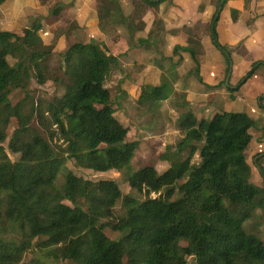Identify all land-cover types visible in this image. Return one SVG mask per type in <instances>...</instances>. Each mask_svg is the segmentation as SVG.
<instances>
[{"label": "trees", "instance_id": "obj_1", "mask_svg": "<svg viewBox=\"0 0 264 264\" xmlns=\"http://www.w3.org/2000/svg\"><path fill=\"white\" fill-rule=\"evenodd\" d=\"M141 1L154 8L168 0ZM227 1L218 0L209 22L210 41L220 50L218 7ZM113 3L107 22L115 14V25L128 19L131 30L139 29L119 1ZM39 27L0 29V264H21L27 254V264H187L188 257L194 264H264V243L243 227L254 215L255 197L264 208V186L249 181L243 155L252 138L250 116L215 111L205 119L187 111L177 120L180 137L157 156L166 168L130 169L139 143L127 138L113 108L125 92L120 82L105 84L118 57L102 41L78 37L68 38L50 62L52 48ZM190 56L197 64L193 51ZM225 61L227 71L228 54ZM260 66L263 61L252 62L239 83ZM32 78L50 81L61 93L35 99ZM168 96L169 80L144 84L136 107L153 109ZM69 161L94 173L124 170L129 191L111 178H83Z\"/></svg>", "mask_w": 264, "mask_h": 264}, {"label": "rangeland", "instance_id": "obj_2", "mask_svg": "<svg viewBox=\"0 0 264 264\" xmlns=\"http://www.w3.org/2000/svg\"><path fill=\"white\" fill-rule=\"evenodd\" d=\"M118 1L125 16L133 22L131 27L134 26V28L138 27L139 29L131 30L126 25L128 19L127 22H124V25H115L112 23L115 21V14L107 22V14L110 9L112 11L114 6L112 0H34L24 7L25 12L20 11L18 5L13 4L3 11V16L7 21L4 26L11 29L29 27L32 23L33 27L39 23L40 27L37 33L43 43L52 48L50 62L58 59L70 40H76L78 37L84 40V38L90 36L91 39L99 41L96 38L97 36L93 34V32L95 33L94 29L90 30L89 33L87 29L85 30V27L78 25L81 22L78 16L85 19L84 23L91 25L97 24L100 26L105 22L106 28L102 29L100 27L106 34V39L102 42L110 51L129 56L131 53L138 52L139 48H145V45L139 39H146L147 43L151 44L146 49L154 48L155 51L153 57L155 69L148 71L146 82L142 81V83L158 85L162 79L169 80V96L165 100L159 101L153 109H138L133 97L136 96L139 87L143 84H139L141 78L131 79V77L130 83L133 82L134 84V86H131L129 83L132 98H127V95L123 94L113 104L115 117L128 128L127 138L137 140L139 143L138 150L131 160L130 169H136L140 164L148 163L153 164L158 172L166 168L167 164L159 161L157 156L165 144L174 143L180 137L177 120L183 113L193 111L198 118L204 116L205 119H209L217 109L226 112H244L253 120L250 128L252 140L243 152L244 158L251 166L249 181L254 185L263 187L264 171H261L259 165L264 167V93L257 94V92L264 87V68L260 66L257 68L254 77L249 78L248 84L251 89L247 90V85L239 83L246 71L232 67L228 80L229 85L234 86L233 88L236 89L241 85L243 86L235 91L237 95H240L238 96L240 99L237 98L229 102L228 98L233 99L237 95H226L228 91L224 88L225 78L223 77V70L227 66L225 65V55L228 54L229 57L235 55L232 62L238 65L243 56H248V51L245 48L239 49L237 45L232 47L225 45L219 38L218 41L225 46L224 50H220L214 44H211L212 47L209 46V22L218 5V0H210L211 13L204 12V5L208 2L207 0H203L200 4L195 2L192 8L183 10L171 9V7L178 8L182 4L181 1L176 0H168L160 4L161 6L154 8L145 7L141 0ZM253 1L246 0L245 3L244 0V8H241V10H234L229 3L223 6V8L226 6L225 9L229 10L231 18L236 20L239 36L241 35L244 40L252 33L248 29L257 22V18L264 12L263 3L260 5L256 3L255 8L252 9L251 3ZM85 8L95 10V15L93 13V15L86 17ZM47 17H53L54 19L48 22ZM163 17L167 21H164ZM145 23L149 25L147 34L143 32V28L146 26ZM91 25L89 26L91 27ZM139 30H142L143 33ZM60 31L64 33L61 34ZM139 34H143V36H139ZM206 46H209L212 50L205 51L203 48ZM190 51L195 53L197 64L192 61ZM120 58H118L119 61ZM205 58L206 63L203 65ZM116 69L114 68L106 79V86H114L121 80L122 76ZM225 74H229L228 70ZM124 84L125 82L120 84V87H124ZM125 86H127V83ZM207 88L209 90L208 94ZM221 88L224 89L223 93L220 92L215 98L214 93H218L217 89ZM29 90L35 99L37 97L48 99L61 93V90L50 81L38 84L34 78L30 81ZM243 96L247 100H243ZM226 102L229 103L225 104ZM14 125L15 120L12 119L8 128L9 133ZM32 125H35V122ZM3 145L10 159H16L17 155L6 149V142ZM256 152L259 153L251 159L250 154ZM194 160H196V156ZM66 165L75 174L83 178H111L118 183L123 193L129 191L124 178V170L94 173L86 169L76 168L70 161ZM60 181L61 177L57 179V182L60 183ZM258 197L254 199L257 204L254 215L244 222L243 227L255 233L264 243V208L259 207ZM30 258L31 255L27 254L21 264H27ZM56 264L71 263L59 261ZM187 264H194L192 257H188Z\"/></svg>", "mask_w": 264, "mask_h": 264}, {"label": "crops", "instance_id": "obj_3", "mask_svg": "<svg viewBox=\"0 0 264 264\" xmlns=\"http://www.w3.org/2000/svg\"><path fill=\"white\" fill-rule=\"evenodd\" d=\"M31 1H34V0H4L0 4V29H3V30H19V29L23 28V27H21V28H11V29L5 28L4 25H5V23L7 21L4 18V16H3V13H4L3 11H5L6 7H7L6 9H8L10 5L16 4V5H18V9L20 11L25 12V8L24 7H26L27 4H31ZM176 1H181L182 4L178 8H173V7L170 6L171 9H173V10L189 9V8L193 7V4L195 2L200 4L203 0H176ZM207 1L208 2L205 3V5H204V12L211 13L210 11H211V8H212L211 6L212 5H210L211 4L210 0H207ZM112 2H113V0H112ZM228 3L234 10H237V9L241 10V8H244V1L243 0H228L226 5ZM256 3H257V5H260L261 3L264 4V0H263V2H262V0H254L251 3L252 9L255 8ZM225 7L223 9H221L222 11L220 13L219 20H218V22L216 24V31H217L218 38L225 45H230L231 47L233 45H237L239 49L245 48L248 51V56H245V57L243 56L242 57V61H239L238 65H235L232 62L235 59V55H234V51H233V55L234 56H232V57L230 56V59H231L230 64L231 65H230V68L228 66V69H227L229 74H225L227 66H225V68L223 70V77L225 78V81H224L225 82V86H224V88H225V90H227L229 92L230 90L227 88V86H230L229 83H228L229 82L228 80L230 78L232 67L240 68L241 70H244V71L247 72V70L249 69V67H250L252 62H254L256 60H260V61L264 62V12L257 18V22L254 23L253 26L248 29L249 31H252V33H250V35L247 36V38L244 40V39H242L243 37L241 35L239 36L240 33H239V31L237 29V25L235 23L236 20H233V18H231L230 14H229V10L225 9ZM85 11L87 13L86 17H89V16L93 15V13L95 15V10H93L91 8H85ZM78 19L81 21L80 23H78V25L80 27H85V30L87 29V31L89 33H90V30L94 29L95 33L93 32V34L95 36H97L96 38H98L99 41H103L104 39H106V34L104 33L103 30L100 29V27L102 29L106 28L105 22L102 25L100 24V26H99L97 24L96 25L95 24L91 25V24L84 23L85 19H82L81 16H78ZM163 20L167 21V20H165L164 17H163ZM146 22L148 23V21H146ZM89 25H91V27ZM145 25L146 26H144L143 32H145L147 34L148 29H149L148 28L149 25H147L146 23H145ZM261 29H262V31H261ZM139 31H141V33H143L142 30H139ZM138 33H140V32H138ZM139 36H143V34H141V35L139 34ZM90 38L91 37L89 36L86 39L84 38V40L88 41ZM171 38H174V37H171ZM211 44L212 43L210 41L209 42V46L210 47H212ZM209 46L208 47L206 46L203 49L205 51L212 50V48H210ZM235 49H237V48L235 47ZM138 50H139L138 52L131 53V55H129V56H125V55H123V54H121L119 52L111 51L113 53V55L117 56L118 58L121 57L120 61H119V66H118V68L116 70L122 76V78H120L121 80H119L120 84H123L124 82H125V84L127 83V86H125V84H124V87H121V89L125 92L124 95H127L126 96L127 98H132L131 97L130 88H129V85L131 84L130 83V78L131 77H132L131 79L141 78V83H139V84H143L142 81L146 82L145 79L147 77L146 74L148 73V71H152L153 69H155V65H154L155 64V60L153 58L154 57V52H155L154 48L146 49V48L141 47ZM167 55H169V53H167ZM205 63H206V58L203 60V65ZM190 65H191V63H190ZM133 70H135V71H133ZM256 70L253 72V74L250 77V79L252 77H254V74H255ZM232 73H234V71H232ZM263 73H264V71H263ZM203 75H205V73H203ZM227 76H228V79H227V82H226ZM248 80L243 85H247V90L248 89L250 90L251 87L248 84ZM224 82H223V84H224ZM135 85H136V83H135ZM243 85H241V86H243ZM131 86H134L133 82H132ZM231 87L233 88L234 86H231ZM185 90H187V89H185ZM237 90H234L232 92L230 91L231 92V93L229 92L230 94L228 92H226V95H237L236 92H235ZM223 91H224V89H222V88L219 89V90L217 89L218 93H214L215 98L217 97L218 94H220V92L223 93ZM208 92H209V90L207 88V94H208ZM138 93H139V89L137 91L136 96L133 97L134 99L137 97ZM263 93H264V87L259 89L258 92H257V94H263ZM238 96H240V95H237L236 97H233V99L232 98L231 99L228 98L229 102H231V100H236L237 98L240 99ZM242 99L243 100H247V98L244 97V96L242 97ZM229 102H226L225 104H227ZM215 111H220V110L217 109ZM249 132H250V130H249ZM250 134H251V132H250ZM251 136H252V134H251ZM251 140H252V138H251ZM250 143H251V141H250ZM250 143H249V145H250ZM258 153L259 152L251 153L250 154L251 159L254 158V156L256 154H258ZM250 168H251V166H250Z\"/></svg>", "mask_w": 264, "mask_h": 264}, {"label": "water", "instance_id": "obj_4", "mask_svg": "<svg viewBox=\"0 0 264 264\" xmlns=\"http://www.w3.org/2000/svg\"><path fill=\"white\" fill-rule=\"evenodd\" d=\"M221 10V6H219L218 7V12ZM32 25H33V23L32 24H30V26H29V28H31L32 27ZM230 63H229V68H230ZM230 70V69H229ZM227 79H228V76H227V78H226V82H227Z\"/></svg>", "mask_w": 264, "mask_h": 264}]
</instances>
